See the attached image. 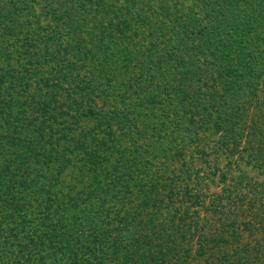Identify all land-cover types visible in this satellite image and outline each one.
Returning <instances> with one entry per match:
<instances>
[{
  "label": "trees",
  "instance_id": "trees-1",
  "mask_svg": "<svg viewBox=\"0 0 264 264\" xmlns=\"http://www.w3.org/2000/svg\"><path fill=\"white\" fill-rule=\"evenodd\" d=\"M39 1L0 0V264H167L165 248L177 232L197 235L203 264L216 263L206 258L215 254L221 264L254 261L251 250L258 254L264 238L253 234V223L241 222L251 233L242 243L236 223L226 229L221 223L220 231L214 227L210 234L199 220L201 208L219 217L227 210L235 214L239 206L231 205L243 197L233 199L224 188L205 203L185 181L176 185L177 178L156 175L160 151L153 158L146 153L154 146L148 137L158 132L143 112L160 110L165 128L171 124L172 131L188 134L197 153L191 161L207 157L212 135L218 137L217 158L234 156L244 137L240 103L257 105L264 117V0H186L188 7L175 0L172 10L165 4L159 24L165 31L176 27L178 37H188L194 47L189 53L171 47L172 61L185 64L172 77L158 79L153 66L128 74L124 85H137L141 92L135 89L133 102L139 105L123 109L105 103L106 90L86 79L100 83L105 67L114 70L108 60L122 52L116 49L128 38L130 24L150 21L140 10L134 15L137 0H51L56 6L47 1L57 24L54 44L45 38L52 27L43 34L46 28L34 14L32 3ZM155 50L151 45L147 52L165 56ZM143 75L162 89L168 109L156 97L140 98ZM185 82L195 87V97ZM59 90L70 96L65 102L56 97ZM172 135L165 132V155L176 157L170 151L183 140ZM176 153L183 156V149ZM76 170L77 177L87 176V184L62 188L66 173ZM219 174L224 183L226 174ZM232 243L235 262L224 249Z\"/></svg>",
  "mask_w": 264,
  "mask_h": 264
},
{
  "label": "rangeland",
  "instance_id": "rangeland-1",
  "mask_svg": "<svg viewBox=\"0 0 264 264\" xmlns=\"http://www.w3.org/2000/svg\"><path fill=\"white\" fill-rule=\"evenodd\" d=\"M47 1L50 2L52 5L56 6L55 3L51 2V0H40L38 3L33 2L32 6L35 12L34 14L38 16L37 20L39 21V25H42L46 28L45 31L41 30L42 33H50V26L52 27V33L50 34V36L45 38H50L48 39V43L54 44L56 40L52 36L55 35L54 32L57 28V24L54 22L53 18L49 16V4L47 5ZM174 1L175 0H137V5H135L136 8L133 9L134 15L135 13H137L136 10H140L141 12L145 13L144 15L150 21L147 22L145 20H138L133 21L130 24V28L125 31L128 35V38H125L122 44H120L116 49L122 52L119 53L118 57H114V60L116 59V61H114L112 58L111 60H108L110 63H112L110 67H114V70H110L108 66L105 67V74H101L102 80L100 81V83L96 81L95 77H89L86 79L87 82H92L90 83L91 86L97 87L101 85L99 89L106 90L105 94L107 96L105 99V103L111 104L114 102L120 109H123L124 107L132 104L139 105L137 102H133L135 98H138L135 92V89H139L137 85H135V88L133 89L128 88V85L124 84L126 83L125 79L128 74H133L135 71H138V69L141 67H144L146 69H148L149 66L155 67V69H157L158 74L161 75V77L159 76L158 79L164 80L165 77H172L174 76V74H178L181 67L185 65L183 61H180L178 64L173 62L172 55H170L169 50L171 49V47H177V49H181L182 51L186 50L185 53H187V51L189 53V48L193 49L194 47L192 46L193 44L190 43V39L181 35V37H183V41L180 39V37H178L177 32L179 33V31H177L176 27H174L173 29H167L168 31H165V24H159L160 20L163 18L162 16L165 13V4L172 10ZM175 2L178 3L177 0ZM182 5V7L190 6V4L186 2V0L183 1ZM192 7L195 8L194 6ZM156 17L157 19H155ZM74 25H77V22H74ZM35 27L36 25L34 26V28ZM82 36L85 37L86 35L82 34ZM151 45L156 48V52H165V56L162 58L157 57L156 55L151 56L147 52V49ZM138 54L141 55L140 59L138 58V61L136 62L137 56L135 55ZM175 54L177 57L182 56L176 52ZM183 56L185 57V55ZM45 59H48V57H45ZM134 63L138 64V66H135ZM51 65H53V62L50 61L48 64H45V68L50 67ZM28 67H30L29 69H33L32 65H29ZM167 68L168 72L170 73L167 72ZM172 68L173 70H171ZM86 75L90 76V74L87 73ZM144 78L145 75L139 77V83L142 84V88L144 91V94L141 95L140 98H142L143 100L148 99L150 102V100L153 99L151 97H156L157 101L163 104L162 108L165 109L166 105V109H168L169 105L168 102L165 100L164 94L161 92L162 89H157L155 87L153 88L148 82L149 80H144ZM179 81V83H182L181 78ZM124 86H126V88H124ZM182 86L185 87L189 95H193L195 97L193 91V88L195 89V87L192 84L185 82V84H183ZM126 89L128 90L127 93L125 92ZM139 90L140 93L141 89ZM66 93L67 92H65L64 90H59V94H56V97L61 98L62 101L65 102L66 99L70 97L67 96ZM69 93L71 92L69 91ZM109 94H111V97L109 96ZM71 95L73 96V94ZM96 101L99 102V105L102 108L107 109L106 106H102L103 99H96ZM141 102L142 101L140 100V103ZM151 103L154 104V102ZM256 106L257 105L252 106L250 104L242 105L240 103V118H238V122L239 126H241L243 129L244 137L241 139L240 145L237 147L238 150L235 151L234 156L231 155L227 159H225L224 156H221V158H217L214 149L215 145L217 144V141L215 139H217L218 137L212 135L209 139L211 144L208 147L204 146L205 150L208 152L207 157L203 159L193 157V161H191V158L192 156H196L197 153L194 151V143H189V138L188 136H186L188 134L172 131L173 126L171 124H168V127L165 128V119H162L159 116V113L161 112L160 110L152 112L149 111L148 113V110H145L143 112L147 114V116H149V120L145 121L154 123V130L158 132L157 135H154L152 138L151 136L148 137V143H151L154 146L149 148V152L146 153V157H152V155L155 154L154 151H160L159 153H156L157 155H159L160 158L156 159V161L154 162L155 164L153 171H156V175H164V177L177 178L176 185H178L180 182L185 181L186 183H188V185H190L191 193H196L203 198L205 197V203H208L210 199L214 197V195L222 194L224 188H226V192L228 191L232 194L230 196L234 197L233 199H237V197H243V199H240V201L235 200L233 202L234 204L231 205L239 206V208L235 209V214H232L229 212L230 210H227L222 217H219L217 214L211 215L209 212H206L204 208H201L199 217L202 227L205 228L206 226H208L207 228H209V230L211 231L210 234H212L214 227H216V232H219L221 223L223 224L222 228L225 229L229 228L234 223H236L237 227L235 228L240 229L241 238L239 240L242 243H245L247 241L249 242L251 240V233H249L244 228L241 223L242 221H249L253 223V228L251 229V231L254 230L253 234L256 236V238H264V233H262V231L264 230H262L261 227L262 225H264V117L262 113H259V109H257ZM144 118L145 116L143 115L141 117V120H143ZM93 123L94 121H90L89 125H93ZM184 123L186 124V121H182V127L185 126ZM253 124H256L255 126L257 128L255 130H253L252 128ZM86 126H88L87 123ZM249 131H251V133ZM165 132L170 133L171 137H173V132L183 140L184 146L180 143H174L173 146H175V150L173 149L172 151H170L172 152V154L177 155L176 157H169L168 155H165V149L168 147V145L165 144ZM209 133L210 132L207 131L202 134L208 136ZM139 143L144 144V141H140ZM181 149H183V156L176 153L177 150ZM184 162L188 164V167H185ZM215 168L220 169V172H216L218 176L213 175V172L216 170ZM130 169H134V167H130ZM76 173L77 170L73 172L69 171L66 173L64 180H62V188L67 189L69 185L76 184L77 188L82 189L87 184V176H82L81 178H79L77 177ZM219 173L226 174V179L224 183H221V181L219 180ZM79 182L81 183L77 184ZM254 213L259 216L255 215ZM68 215L71 216L72 213H69ZM253 215L257 217H253ZM138 220L139 218H136V221ZM84 228H88V225L85 224ZM177 233L178 236L174 235V239L171 241V243L167 244L171 246L170 249L165 248V253L168 254V256L166 257L167 264H181L183 261V264H203L202 258L199 257V254H197V235L194 233L189 234L188 232H186L182 236V233ZM233 244L234 243L228 244L225 245L226 247H224V249L226 248V251L228 252L229 262L236 261L235 254H233V250H231V245ZM237 244L239 245L240 243ZM261 247L262 248L258 247V254H256L253 249L251 250V254L249 256L255 259L254 261H251L252 263L249 262L248 264H264L263 242H261ZM185 249H189L187 257H184ZM216 255L217 254L206 256V258L210 257L208 260H210L212 263L214 262V260H216L217 264H221V261H218L216 258H213Z\"/></svg>",
  "mask_w": 264,
  "mask_h": 264
}]
</instances>
